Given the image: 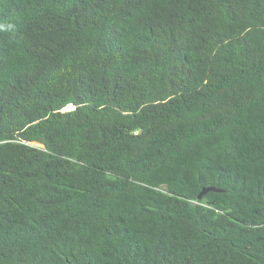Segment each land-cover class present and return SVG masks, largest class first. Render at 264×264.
I'll use <instances>...</instances> for the list:
<instances>
[{
    "label": "trees",
    "instance_id": "obj_1",
    "mask_svg": "<svg viewBox=\"0 0 264 264\" xmlns=\"http://www.w3.org/2000/svg\"><path fill=\"white\" fill-rule=\"evenodd\" d=\"M0 264H264V0H0Z\"/></svg>",
    "mask_w": 264,
    "mask_h": 264
},
{
    "label": "water",
    "instance_id": "obj_2",
    "mask_svg": "<svg viewBox=\"0 0 264 264\" xmlns=\"http://www.w3.org/2000/svg\"><path fill=\"white\" fill-rule=\"evenodd\" d=\"M208 190H214V191H216V190H219V189H217V188H215V187H213V186L205 187V188H203V189L201 190V192L199 193L198 197L200 198V197L202 196V194H204V193L207 192Z\"/></svg>",
    "mask_w": 264,
    "mask_h": 264
},
{
    "label": "built area",
    "instance_id": "obj_3",
    "mask_svg": "<svg viewBox=\"0 0 264 264\" xmlns=\"http://www.w3.org/2000/svg\"><path fill=\"white\" fill-rule=\"evenodd\" d=\"M75 106L72 103H68L65 107L62 108V111L73 110Z\"/></svg>",
    "mask_w": 264,
    "mask_h": 264
}]
</instances>
